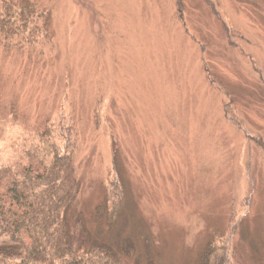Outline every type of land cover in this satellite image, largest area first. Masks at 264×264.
<instances>
[{"label": "rangeland", "instance_id": "1", "mask_svg": "<svg viewBox=\"0 0 264 264\" xmlns=\"http://www.w3.org/2000/svg\"><path fill=\"white\" fill-rule=\"evenodd\" d=\"M42 2L44 55L0 48V165L28 124L71 115L88 241L130 240L125 264H199L208 243L264 264V0ZM112 162L125 197L108 226L94 209Z\"/></svg>", "mask_w": 264, "mask_h": 264}, {"label": "trees", "instance_id": "2", "mask_svg": "<svg viewBox=\"0 0 264 264\" xmlns=\"http://www.w3.org/2000/svg\"><path fill=\"white\" fill-rule=\"evenodd\" d=\"M50 9L42 0H0V48L12 52L28 47L36 58L44 55V48L53 42ZM183 9L178 3V20L183 19ZM225 25L231 37L242 31ZM232 103L223 102L224 117L242 131L243 118ZM9 111L18 119L12 107ZM93 122L99 125L97 111ZM24 131L23 137L11 140L10 153L0 165V264H125L122 253L132 252L130 240L117 248L90 242L83 228L76 166L79 131L74 118L45 117ZM258 144L264 148L260 140ZM112 163L94 209L108 226L122 214L125 197L124 181ZM213 244L201 252L199 264H225L224 247Z\"/></svg>", "mask_w": 264, "mask_h": 264}]
</instances>
